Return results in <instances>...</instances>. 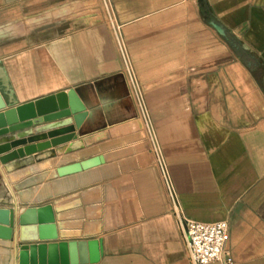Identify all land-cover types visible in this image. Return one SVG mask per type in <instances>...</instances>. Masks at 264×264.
<instances>
[{
  "label": "crops",
  "instance_id": "1",
  "mask_svg": "<svg viewBox=\"0 0 264 264\" xmlns=\"http://www.w3.org/2000/svg\"><path fill=\"white\" fill-rule=\"evenodd\" d=\"M104 1L62 19L70 0H0L3 99L72 89L83 106L79 126L71 115L0 137L75 133L0 164V208L48 205L55 235L0 239V264H19L21 244L65 245L69 264H191L177 209L227 221L224 261L208 264H264V0Z\"/></svg>",
  "mask_w": 264,
  "mask_h": 264
},
{
  "label": "water",
  "instance_id": "2",
  "mask_svg": "<svg viewBox=\"0 0 264 264\" xmlns=\"http://www.w3.org/2000/svg\"><path fill=\"white\" fill-rule=\"evenodd\" d=\"M211 25L220 35H225L224 29L219 24L211 22ZM82 111L83 106L72 89L15 106H12L8 99H3L0 93V137L44 122L59 121L71 115L76 126H79L83 117ZM73 138H75L74 128L50 136L49 140L36 144L29 143L9 150L11 146H16V144L11 145L0 152V164L57 146ZM52 223L53 216L48 205L29 208L18 217L15 208H0V239L15 240L17 232L22 242L53 239L54 233L49 232ZM19 248V264H69L65 256V245L21 244Z\"/></svg>",
  "mask_w": 264,
  "mask_h": 264
},
{
  "label": "built area",
  "instance_id": "3",
  "mask_svg": "<svg viewBox=\"0 0 264 264\" xmlns=\"http://www.w3.org/2000/svg\"><path fill=\"white\" fill-rule=\"evenodd\" d=\"M131 86V95L141 103L133 86V76L127 69ZM178 227L181 231L186 258L191 264H208L213 261H224L226 245L229 239L228 223L226 220L203 222L183 216L178 209L174 211Z\"/></svg>",
  "mask_w": 264,
  "mask_h": 264
},
{
  "label": "rangeland",
  "instance_id": "4",
  "mask_svg": "<svg viewBox=\"0 0 264 264\" xmlns=\"http://www.w3.org/2000/svg\"><path fill=\"white\" fill-rule=\"evenodd\" d=\"M72 3H74L76 5V13H71L70 15H66L60 18H68V17H79V16H83L84 14H89L88 17L91 16H95V15H99V13H101V10H105L106 8V4L104 0H70V2H68V5H72ZM81 14V15H80ZM90 16V17H91ZM102 17H104L106 20H109V16L108 15H102ZM59 18V19H60ZM191 67V66H190ZM128 69L131 71L132 76H133V86L135 89L136 95L138 100L143 104L145 102V98H144V94H143V86L141 84V82L138 79V76L134 70V68L132 67L131 64H128ZM191 69V68H190ZM197 68L191 69V71H195ZM147 115V112H142V114ZM51 134H49L48 130H41L40 132L32 135V136H28L25 138H22V141L20 143H17L16 145H21L23 143L26 142H33V141H38V140H42V139H46V138H50Z\"/></svg>",
  "mask_w": 264,
  "mask_h": 264
},
{
  "label": "bare ground",
  "instance_id": "5",
  "mask_svg": "<svg viewBox=\"0 0 264 264\" xmlns=\"http://www.w3.org/2000/svg\"><path fill=\"white\" fill-rule=\"evenodd\" d=\"M64 129H65V130H62L61 132H64V131H70V130H72V127H71V126H68V127L64 128ZM58 133H59V131L51 132L50 134H51V136H53V135H56V134H58ZM18 136H19V135H18ZM18 136H16V138H13V139L10 140V141H0V152H1V151H4V150H6V149H8L9 146H11V145H14V144L20 143L21 140H18V139H20V138H22V137H18Z\"/></svg>",
  "mask_w": 264,
  "mask_h": 264
}]
</instances>
